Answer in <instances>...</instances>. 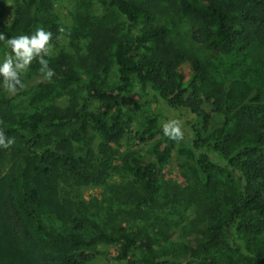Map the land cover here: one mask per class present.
I'll return each instance as SVG.
<instances>
[{
    "label": "trees",
    "instance_id": "1",
    "mask_svg": "<svg viewBox=\"0 0 264 264\" xmlns=\"http://www.w3.org/2000/svg\"><path fill=\"white\" fill-rule=\"evenodd\" d=\"M87 1L95 9L72 13L64 33L53 0H0L5 36L52 32L46 59L55 72L41 82L34 60L25 89L9 95L0 86V130L15 139L0 148V264H264V0ZM5 51L0 42V58ZM233 53L249 67L228 77L223 60ZM134 86L189 118L182 140L163 135L149 159L124 156L123 181L109 169L129 120L122 97ZM60 94H70L64 105L50 103ZM160 115L146 117L133 135L139 143L154 138ZM173 147L191 168L188 185L214 187L193 206L203 228L181 253H160L143 223L158 206ZM113 175L110 200L119 205L103 218L80 190ZM100 244L115 247L114 262Z\"/></svg>",
    "mask_w": 264,
    "mask_h": 264
},
{
    "label": "rangeland",
    "instance_id": "2",
    "mask_svg": "<svg viewBox=\"0 0 264 264\" xmlns=\"http://www.w3.org/2000/svg\"><path fill=\"white\" fill-rule=\"evenodd\" d=\"M91 2L87 0H53V12L55 13L56 18H58V22L64 33L68 31L69 24L71 25V23H73L72 13L80 12V14L83 15L85 11L89 12L95 9V1ZM10 8L9 5L8 9L10 10ZM6 21L9 22V13L6 17ZM187 29L189 30V26ZM71 32L72 31H70V33ZM223 61L225 70L229 69L228 77L235 76L239 73H245L249 67L247 65L248 62L244 60L241 55L234 53ZM181 70L186 75V82L189 81L191 75L188 64H183ZM79 94L80 96H84V93L81 91ZM69 97L70 94L55 95L50 99V103L64 105ZM151 97L152 96L143 95L136 86L122 97V106L124 111L128 114L129 120L127 121L124 138L121 139L119 144L113 146V149L117 151L118 156L112 161L109 171L114 173V175L116 173L117 177L123 181L127 180V172L124 167L125 162L123 161L124 156L135 152L136 154L149 159V149L151 144L161 139L164 135L162 132V125L172 118L179 119L181 123H183L186 118H189L181 108L176 109L174 112L170 111L166 109L165 106H161L160 102L158 103ZM24 104L27 105L25 102ZM95 105L96 102L91 103L89 110H92ZM158 110L161 112L158 132L151 141H148L145 144L139 143L133 137L134 133L144 125L147 116L158 112ZM220 120L221 116H214L212 126H215ZM184 136H186L185 132ZM87 141L91 143L90 146L93 148V151H97L98 137L96 134H93L91 129L89 130ZM114 175L111 178H108L105 184H99L96 186L88 185L82 187L80 190V193L83 195L82 197L87 202L90 198L96 199L94 200V203L96 202L99 206L97 209H95L96 207L94 206V209L91 208L90 210L91 212L98 210L103 218H105L104 214H106L108 210L112 213L119 205V202L113 203L110 200L113 197V191L109 189V186L115 182L110 179H113ZM190 176L192 177L190 166L182 160H179L176 155V147H173L168 162L162 168V175L160 177L162 189L157 199L158 206L154 208V213L150 214L148 221L143 223L156 235L157 251L160 253L164 250L167 252L174 250L175 252L179 251L181 253L183 251L184 243L193 239L196 232L203 228V217L198 216L195 213L193 206L200 203V201L205 202L210 190L214 187V184H209L203 179L196 181V186L194 187L193 185H188L189 183L191 184V182H187V180L191 181L187 179L191 178ZM216 178L218 179V182H221L220 179H225V176L217 174ZM53 226L61 232L55 224H53ZM68 230L69 226H66L62 230V233H65ZM97 249L104 253V257L108 262L113 261L116 251L114 246L100 244L97 246Z\"/></svg>",
    "mask_w": 264,
    "mask_h": 264
},
{
    "label": "clouds",
    "instance_id": "3",
    "mask_svg": "<svg viewBox=\"0 0 264 264\" xmlns=\"http://www.w3.org/2000/svg\"><path fill=\"white\" fill-rule=\"evenodd\" d=\"M62 31V28L58 29V32ZM52 35V32L46 31L43 27L36 28L30 35L21 34L7 37L0 32V42L6 49L3 57L0 58V78H2L0 86L9 95H15L25 89L26 84L22 80V76L28 72L34 60L40 65L41 82L50 81L55 75L54 70L49 67V60L46 59L52 55ZM162 132L164 136L173 141L178 142L184 138L181 121L176 118L165 122L162 125ZM14 143V138L6 137L0 130V148L8 149Z\"/></svg>",
    "mask_w": 264,
    "mask_h": 264
}]
</instances>
